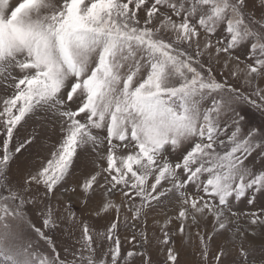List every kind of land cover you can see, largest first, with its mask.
<instances>
[{
    "label": "snow or ice",
    "instance_id": "1",
    "mask_svg": "<svg viewBox=\"0 0 264 264\" xmlns=\"http://www.w3.org/2000/svg\"><path fill=\"white\" fill-rule=\"evenodd\" d=\"M261 82L264 0H0V84L12 89L0 96V264H128L144 254L122 256L120 213L139 221L165 201L164 264H177L174 222L198 229L202 264H225L209 245L229 231L232 264H264V241L254 262L248 239L264 238V206L235 210L264 195V124L242 109L264 117ZM48 131L47 155L18 162ZM70 194L85 208L99 194L94 215L116 213L107 251Z\"/></svg>",
    "mask_w": 264,
    "mask_h": 264
},
{
    "label": "rangeland",
    "instance_id": "2",
    "mask_svg": "<svg viewBox=\"0 0 264 264\" xmlns=\"http://www.w3.org/2000/svg\"><path fill=\"white\" fill-rule=\"evenodd\" d=\"M143 15V13H140L141 18ZM235 55H240L241 59L244 58L242 52L239 50L235 53ZM205 60H207V58H205ZM213 67L217 74L224 71L218 65L214 64ZM230 83H233L237 87L240 86V82L237 80H230ZM261 86H264V82H261ZM241 90L250 91V89L244 88ZM11 92V88H8L7 91H5V86L0 84V96L10 95ZM73 107H75V105H73ZM242 109L247 113L248 122L256 125L264 124V117H261L259 111L247 105H243ZM35 126L36 125L33 121H29L27 125L21 127L19 129L18 135L14 138L10 147L14 148L16 143L31 133ZM37 131L40 130L37 129ZM57 138L58 133H52L51 131L42 133L32 145L27 146L26 149L21 151L17 157V161L23 162L24 165H29L33 161L39 163V161L47 155L51 145L56 142ZM2 139L3 136H0V141H2ZM256 166L259 168L260 164L257 163ZM12 167L15 169L16 163H13ZM78 178L79 175L69 178L68 186L76 183ZM70 197L73 200L74 211L81 219L90 225L91 229L93 230L94 239L102 243L103 251H107V246L110 243L106 239L107 228L116 218V213L113 211L103 214L100 217L94 215L93 208L94 205L100 200L99 194L93 197L87 208L82 206L79 199L75 195L70 194ZM112 199H115L117 202H119V193L112 197ZM261 206H264V195L258 194L255 207L249 206L245 201H242L235 205V210L237 212L243 213L255 211ZM30 215H32L33 221L37 224V226H39V221L36 219L35 215L31 213V211ZM168 215H174V210L173 206L167 201L159 205L154 203L153 210L148 212L146 218H142L139 221H133L131 217H129L127 223H125L123 220L124 213H120V226L117 229V235L121 241L122 256H126L129 251L144 254H137L129 258L128 264H144V261L147 259H151L152 264H164L166 259V246L161 243L163 234L159 225L163 223L164 219ZM240 222L241 224L245 223L243 219H241ZM178 227V222H174L169 226L170 232L174 233V235L172 236V243L167 245V247H173L175 249L177 253V264H202L199 238L196 235L198 229L195 226H191L186 234L181 235L178 232ZM211 228V218H209L206 224L202 222L199 231L202 233L211 232ZM231 229H235V224L231 226ZM78 234L79 233H77V235ZM133 236H135V240L131 239ZM231 237L232 231L225 232L222 235L213 236L209 245L210 260L219 251L221 245L224 246L225 251L228 253L227 256L222 257V259L225 261V264H232L233 261L239 259V241L237 239L235 242H233ZM57 239L59 240V236ZM248 239L253 242L254 249L253 254L249 257V259L257 262L259 261V257L261 255L262 241H264V238L249 236Z\"/></svg>",
    "mask_w": 264,
    "mask_h": 264
}]
</instances>
